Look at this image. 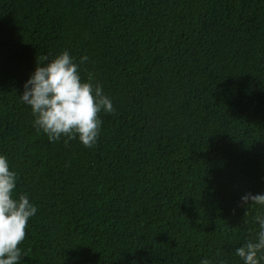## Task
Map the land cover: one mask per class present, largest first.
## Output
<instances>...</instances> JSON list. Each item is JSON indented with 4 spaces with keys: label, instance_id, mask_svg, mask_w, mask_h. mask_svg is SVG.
<instances>
[{
    "label": "trees",
    "instance_id": "16d2710c",
    "mask_svg": "<svg viewBox=\"0 0 264 264\" xmlns=\"http://www.w3.org/2000/svg\"><path fill=\"white\" fill-rule=\"evenodd\" d=\"M65 50L115 108L91 148L51 142L20 99ZM0 155L37 208L20 264H245L264 216L241 204L264 194V0H0Z\"/></svg>",
    "mask_w": 264,
    "mask_h": 264
},
{
    "label": "clouds",
    "instance_id": "9594fccd",
    "mask_svg": "<svg viewBox=\"0 0 264 264\" xmlns=\"http://www.w3.org/2000/svg\"><path fill=\"white\" fill-rule=\"evenodd\" d=\"M88 59L84 56L77 63L67 50L50 62L45 55L37 60L34 73L24 84L20 99L31 107L34 127L47 134L51 142L63 138L67 145L78 136L85 147H94L103 123L99 114L115 112L102 87L93 85L92 73H88L87 82L82 81L79 69ZM17 179L7 158L0 155V264H20L23 255L19 245L25 239L29 219L37 212L26 194L13 198ZM249 202L264 205V194H244L241 204ZM254 219L259 223L257 238L236 249L245 264H260L257 254L264 251V216L258 214ZM201 264L210 261L204 259Z\"/></svg>",
    "mask_w": 264,
    "mask_h": 264
}]
</instances>
